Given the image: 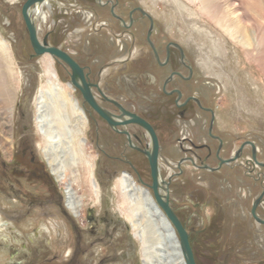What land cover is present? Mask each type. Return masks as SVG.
I'll return each mask as SVG.
<instances>
[{
	"label": "rangeland",
	"instance_id": "1",
	"mask_svg": "<svg viewBox=\"0 0 264 264\" xmlns=\"http://www.w3.org/2000/svg\"><path fill=\"white\" fill-rule=\"evenodd\" d=\"M24 2L0 0V37L13 52L18 87L14 102H0L7 121L6 133L0 134L7 150L0 145V217L5 224L0 264H143L130 224L120 216L116 184L121 174L134 182L135 177L112 158L124 154L141 179L150 182L147 163L133 151L124 153V138L98 118L97 138L95 116L76 89L73 96L87 111L79 152L73 144L70 150L63 146L66 153L52 145L56 166L65 170L62 178H55L48 166L43 131L35 125L41 61L33 54L21 17ZM234 2L244 14L245 29L257 30L260 39L248 58L241 35L232 40L187 0H49L43 8L47 18L38 22L40 41L47 36V43L72 57L106 96L154 127L161 144L162 180L169 185V176L183 171L167 186L169 205L188 233L196 264H264V225L250 215L264 190V168L254 164L248 145L235 163L219 167V159H229L245 143L254 145L257 161L264 164V77L258 70H264V0ZM56 63L60 81L69 84V69ZM174 73L182 77L169 80ZM170 91L195 102L177 108L178 94L168 96ZM79 128L75 119L68 123V129ZM128 129L144 146L142 131ZM207 133L223 141L221 153ZM184 156L196 159L202 169L186 163L177 170ZM88 166L90 179L100 187L98 202L87 195ZM39 171L47 181L34 175ZM4 177L20 183L25 203L14 201ZM68 190L82 198L78 217L68 207ZM37 199L47 201V211ZM256 209L264 220V198Z\"/></svg>",
	"mask_w": 264,
	"mask_h": 264
},
{
	"label": "bare ground",
	"instance_id": "2",
	"mask_svg": "<svg viewBox=\"0 0 264 264\" xmlns=\"http://www.w3.org/2000/svg\"><path fill=\"white\" fill-rule=\"evenodd\" d=\"M187 1H189L193 6L197 8V12L200 15H206L207 20L217 25L232 40L236 39V35H241L240 37H242L241 39L243 40L245 44L244 47L246 48V50L243 51V55L247 56L248 58L254 54V50H256L255 48H257L259 45L258 43H260L258 42L260 41V39H257V30H254L252 33H250L248 32V30L245 29L247 28L245 27L246 24H244V22H242L241 20V17L244 14L239 13L240 11L238 9V4H236L234 0ZM48 2L49 0H46L42 3H38L28 10V14L36 30V36L38 37L40 34V27L38 22H45L47 16L43 12V8L45 6H48ZM124 26L126 27V25ZM39 42L41 41L39 40ZM13 56V52L9 45L5 43L4 40L0 37V102H2L3 105L4 103H7V105H10V102L12 103V101L14 100L13 91L18 88L14 86V76L16 74V71L14 68V63L12 61ZM37 59H40L41 61L42 69L40 73V78L42 79V82H39L38 84L36 93L37 100L35 99L36 114H38L39 116V119L36 120L35 125L36 128H39V131L40 129L41 131H43L42 133H40V136L42 144L44 145L43 152L45 158L48 161V166L51 168V172L53 173L55 178L61 179L62 174L65 172V170H62V168L56 166L58 162L56 164V158H54L53 156V154L55 153H53L52 145L62 146V148L63 146L67 145L65 147L70 150L73 144V146L76 145L75 150L79 152L78 147L81 146V143L78 140L83 139L80 137L83 135L85 128L87 127V119L85 116V112L87 111H85V106H79V103H77V100L74 98L73 93L75 88L72 86V84H64L60 81L57 74V70L55 68V64H57L56 62L58 61L48 54L40 55L37 57ZM251 60H253V58ZM259 69L264 77V70H261L260 66L258 70ZM1 110L3 109L0 107V134H5V126L7 121L5 120V113H1ZM12 112L13 108L11 106L8 109V117H10ZM73 119H75L77 125L80 127L79 130L73 129V131L72 129H68V123ZM125 119L126 118H124V120ZM145 136L148 138V135L146 133ZM2 141L3 140L0 141V145L2 149H5L6 153V143ZM150 146L151 144L148 138V150H150ZM66 152L67 151L65 148L61 149L60 151V153ZM235 153L236 151L232 152L231 156H233ZM86 172L87 176L85 178L86 180L84 183L87 187V195L92 196L94 198V201L98 202L100 195V187L95 180L90 179L92 171L90 170L89 166ZM161 172V163L159 157L158 181L163 182L162 177L160 176ZM116 184L121 194V202L119 204V207L122 209V211L120 209V216L123 217L124 220L130 224L131 232L134 235V238L140 248L139 257L141 258L142 263L185 264L180 251L176 232L174 231L171 223L165 217L162 210L157 205L152 191L142 185L141 182H138L136 180L134 182V180L126 173L121 174L117 178ZM167 188L169 201L170 189L169 187ZM67 193L68 207L71 213L75 217H78L80 208L82 207V198L78 197L71 190H68ZM160 193L164 194L163 187L161 188ZM4 228L5 224L2 223L0 217V235L2 234L1 231H3ZM4 239L6 240L7 237H4Z\"/></svg>",
	"mask_w": 264,
	"mask_h": 264
},
{
	"label": "water",
	"instance_id": "3",
	"mask_svg": "<svg viewBox=\"0 0 264 264\" xmlns=\"http://www.w3.org/2000/svg\"><path fill=\"white\" fill-rule=\"evenodd\" d=\"M44 1L46 0H25V2L23 3L21 7V17L25 25L28 40H29L34 56L48 54L51 57L55 58L58 62L64 64L70 71V74H69L70 83L77 91H79L82 97L83 103L87 104L93 111H95L110 126H116L120 124L121 125L135 124V125L142 127L146 131V133H148L150 137V144H151L150 150L147 149L146 151L143 152L145 156L147 157L149 168H150L151 185L148 186V188L152 191L157 205L162 210L165 217L171 223L174 231L176 232V235L178 237L180 251L183 256L185 264H195L192 249L190 247V243L188 239V233L185 230L182 223L180 222V220L178 219V217L175 215V213L172 211V209L169 206L168 191H167L168 184L164 181L163 182L158 181V161L157 159H158L159 146H158L156 135L152 127L148 123H146L144 120L140 119L138 116L125 111L113 101H110V102H112L118 107L120 111L119 116H116V117L112 116L109 113H107L105 110H103L101 107H99L97 103L95 102L94 97L91 93V88L94 87V85L88 82L87 75L84 73L83 68H81L68 54H66L62 50L49 46L47 43V36H45L42 39V41L39 42L36 36V30H35L34 24L28 14V10L32 6L38 3H42ZM174 75L182 77L179 73H174L169 78L172 79ZM95 87L97 88V86ZM101 96L103 95L101 94ZM125 117L127 119L124 120ZM245 145L250 146L252 149L251 158L254 164L258 165L259 167L264 168V164L257 161L256 149L254 145L251 143L242 144L240 148L236 151V153L233 156H231L229 159L227 160L219 159V167L222 165H229L235 162L240 156L242 149ZM204 169L208 171L216 170V169H209V168H204ZM162 187L164 188V194L160 193V190ZM263 198H264V190L254 201L251 207V211H250V215L253 218V220L260 225H264V220L259 219L255 211H256L257 206L260 204Z\"/></svg>",
	"mask_w": 264,
	"mask_h": 264
},
{
	"label": "flooded vegetation",
	"instance_id": "4",
	"mask_svg": "<svg viewBox=\"0 0 264 264\" xmlns=\"http://www.w3.org/2000/svg\"><path fill=\"white\" fill-rule=\"evenodd\" d=\"M125 25V24H124ZM123 25V26H124ZM125 27V26H124ZM72 58V57H71ZM73 59V58H72ZM74 60V59H73ZM76 62V61H75ZM77 63V62H76ZM78 64V63H77ZM80 66V65H79ZM81 67V66H80ZM84 70V69H83ZM84 73H85V71H84ZM86 74V73H85ZM87 75V74H86ZM175 77V75L172 77V79ZM181 78V77H180ZM87 80H88V82L89 83H91L92 85H94V87H92L91 88V93H92V95H93V97H94V100H95V102L97 103V105L99 106V107H101L103 110H105L107 113H109L110 115H112V116H119L120 115V111H119V109H118V107L115 105V104H113L112 102H110V101H113V102H115L117 105H119L122 109H124L125 111H127V112H129V113H131V114H134V115H136V116H138L140 119H142V120H144L146 123H148L151 127H152V129H153V131H154V133H155V135H156V138H157V140H158V146H159V152H158V159H159V157H160V142H159V139H158V136H157V134H156V130L154 129V127L150 124V122L149 121H147L146 119H144V118H142L141 116H139L138 114H135V113H133V112H130V111H128L127 109H125L120 103H118L116 100H114V99H111V98H109L108 96H106L102 91H101V89H100V87H99V84L98 83H95V82H91L90 80H89V77H88V75H87ZM169 80H171L170 78H169ZM95 86H97V88L100 90H98ZM176 92V91H175ZM174 91H170V92H167V94H168V96H173V95H176V94H178V93H175ZM104 96H101V94ZM81 96V95H80ZM175 101L177 102V108H185L186 106H188L189 105V103H192V102H195L192 98L191 99H189V100H184L183 98H182V95H177L176 97H175ZM102 104H107V105H109L111 108H113L112 109V111L111 110H108V109H106ZM91 111H90V113L92 112V114H93V116H95V118L93 119L92 117H91V114H89L90 115V117L92 118V120L94 121L93 122V125H94V128H95V132H96V136H97V138H98V127H99V124H98V121H97V118L100 120V121H102V122H104L105 124V126L107 127V129L108 130H110L114 135H116V136H119V137H123L124 138V145H125V151H124V153L126 152V151H133L134 153H136L137 155H139V156H141L145 161H146V163H147V166H148V171H149V178H150V180H151V176H150V168H149V163H148V160H147V157L145 156V154L143 153L144 151H146L147 149H148V147H147V142L145 143V145L144 146H142L140 143H139V138L137 137V136H135L132 132H130L129 131V129H128V127H138V129L139 130H141L142 131V134L145 136V133H146V131L142 128V127H140V126H138V125H135V124H126V125H116V126H110L104 119H102L95 111H93L91 108H89ZM126 118V117H125ZM127 119V118H126ZM129 125V126H128ZM119 131H121V132H119ZM147 135H148V133H146ZM209 136H211L212 138H214L213 139V141H215L216 143H217V147H220L221 149H220V152L219 153H221V150L223 149V147H224V143H223V141L221 140V139H219L218 137H216V136H212L211 134H208L207 133V137H209ZM145 138H146V141L148 140V138H149V141H150V137H149V135H148V138L145 136ZM182 140H186V139H182ZM133 143V144H132ZM130 144L132 145V146H130ZM135 146V147H134ZM246 146H244V148H245ZM134 149V150H133ZM216 151V150H215ZM243 151V150H242ZM102 153V152H101ZM102 154H104V153H102ZM28 154H27V152L25 151V152H22V156L23 157H26ZM107 156V155H106ZM215 156V155H214ZM216 158H217V156H215ZM190 158V159H189ZM113 160H115V161H118L119 163H121V164H124V165H127V167L129 168V170H130V172H132V174L134 175V177H135V180H137L138 182H141V184L142 185H144L145 187H147L148 188V186H150L151 185V181L150 182H147L146 180H145V182L141 179V177H140V175H139V173L137 172V170L135 169V167L131 164V161L130 160H128L127 159V156H125L124 154H122L121 155V157H116V158H112ZM158 159H157V161H158ZM181 161H179V163H178V165H177V170H180L181 169V166H182V164H186V163H189V165L192 167V168H194V169H202V167H200V165H198V161L196 160V159H194L193 157H188V156H184V157H182L181 159H180ZM195 160L197 161V162H195ZM208 160V159H207ZM31 161V163L32 162H34L32 159L30 160ZM175 174V175H174ZM173 175H174V177H173V175L172 176H169L170 177V183H169V185L173 182V180H175V179H177V178H180L181 176H182V174H183V171H181V172H177V173H174ZM34 175H37V177L39 178V179H43L44 178V180L45 181H47V176L42 172V171H39L38 173H34ZM250 175V174H249ZM161 176V175H160ZM37 178V179H38ZM144 179V178H143ZM167 180L165 179L164 180V182H166ZM3 183H4V185L7 187V189H8V191H12V195H13V199H14V201L16 202V203H18V204H21V203H25L26 201H27V199H22V196L23 197H26V195H24V194H21L20 192V190H19V187H20V183L19 182H15V181H12V180H10V179H8L7 177H4L3 178ZM147 185V186H146ZM168 185V186H169ZM149 189V188H148ZM36 202H37V204L39 205V206H45V208H46V211L48 210V206H47V201H41V200H36ZM57 203V205L58 206H60V203H58V202H56ZM27 205H31L29 202H27ZM48 214L49 213H47V212H45L44 213V216L47 218L48 217ZM179 219V218H178ZM29 241H31V238L29 239ZM194 261H195V259H194ZM9 264H17V263H15L14 261H11ZM39 264H56V263H50V262H44V263H39ZM195 264H196V261H195Z\"/></svg>",
	"mask_w": 264,
	"mask_h": 264
}]
</instances>
